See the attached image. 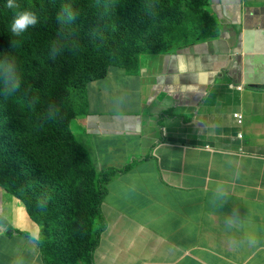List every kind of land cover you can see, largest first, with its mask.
I'll return each instance as SVG.
<instances>
[{"label": "crops", "instance_id": "0c3cea01", "mask_svg": "<svg viewBox=\"0 0 264 264\" xmlns=\"http://www.w3.org/2000/svg\"><path fill=\"white\" fill-rule=\"evenodd\" d=\"M209 1L219 39L111 69L72 125L99 167L125 170L105 184L95 264H264V0ZM0 216V264H47L1 187Z\"/></svg>", "mask_w": 264, "mask_h": 264}, {"label": "trees", "instance_id": "16d2710c", "mask_svg": "<svg viewBox=\"0 0 264 264\" xmlns=\"http://www.w3.org/2000/svg\"><path fill=\"white\" fill-rule=\"evenodd\" d=\"M15 3L9 9L0 0V73L4 67L20 82L10 94L0 87V187L42 228L37 243L47 264H95L107 227L103 185L125 170L103 175L72 131L87 112L91 83L112 68L138 72L143 55L217 40L221 29L208 0ZM30 9L37 25L15 35V13Z\"/></svg>", "mask_w": 264, "mask_h": 264}, {"label": "clouds", "instance_id": "9594fccd", "mask_svg": "<svg viewBox=\"0 0 264 264\" xmlns=\"http://www.w3.org/2000/svg\"><path fill=\"white\" fill-rule=\"evenodd\" d=\"M6 7L9 9H14V8H18L19 5H17L15 3V0H7V4ZM69 19H72L71 16H69ZM39 21L38 16L35 14V12L33 10L30 9L29 10H23V11H18L15 13L12 23L10 25V30L12 33H14L15 35H21L24 32H26L29 27H34L37 25ZM3 72L0 73V87L2 88L3 91H5L6 93H12L15 92L19 89L20 86V82L18 78H15L14 80H10L7 76H6V69L3 67ZM124 70V69H123ZM108 77V76H107ZM102 80V79H101ZM100 81V80H98ZM96 82V81H95ZM92 85V83H91ZM90 85V86H91ZM90 88V87H89ZM238 90L243 89V86H238L237 87ZM88 95H89V91H88ZM88 106H90L89 103V98H88ZM87 112H88V108H87ZM86 112V114H87ZM84 115V114H83ZM235 116V115H234ZM80 117V116H79ZM78 117V118H79ZM236 118V117H235ZM237 119V118H236ZM238 120V119H237ZM75 122V121H74ZM73 122V123H74ZM239 122V121H238ZM243 123V122H242ZM240 123V124H242ZM73 125V124H72ZM73 131V130H72ZM74 133V132H73ZM78 140V139H77ZM79 141V140H78ZM20 200V199H19ZM24 204V203H23ZM103 206V205H102ZM26 207V206H25ZM27 209V208H26ZM28 211V210H27ZM29 213V212H28ZM30 215V214H29ZM104 234V233H103ZM37 241V240H36Z\"/></svg>", "mask_w": 264, "mask_h": 264}, {"label": "rangeland", "instance_id": "374dc122", "mask_svg": "<svg viewBox=\"0 0 264 264\" xmlns=\"http://www.w3.org/2000/svg\"><path fill=\"white\" fill-rule=\"evenodd\" d=\"M209 1V0H208ZM209 3H210V1H209ZM186 49V48H185ZM180 50H183V49H180ZM172 53H177L176 51L175 52H172ZM144 56V55H143ZM113 69V68H112ZM130 101H131V104L132 105H134V107L135 108H138L139 107V98H138V95H136V94H134L133 93V95H131V97H130ZM111 107L112 108H114V110H117V108L119 107V105H118V103H114V104H111ZM88 108H90V106L88 107ZM92 109L94 110V111H99V112H101V99L100 100H96V101H94L93 102V104H92ZM75 133V132H74ZM76 136V135H75ZM79 140V139H78ZM80 141V140H79ZM95 162L97 163H99V160L98 159H96L95 158ZM98 163H97V165H98ZM100 164V163H99ZM98 167H99V165H98ZM99 171H104V169H103V167L101 168V167H99Z\"/></svg>", "mask_w": 264, "mask_h": 264}, {"label": "bare ground", "instance_id": "6f19581e", "mask_svg": "<svg viewBox=\"0 0 264 264\" xmlns=\"http://www.w3.org/2000/svg\"><path fill=\"white\" fill-rule=\"evenodd\" d=\"M213 42V41H212ZM212 42H209V43H212ZM203 44H206V43H203ZM197 45H202V44H197ZM187 49V48H186ZM184 50V49H183ZM179 51H182V50H178L177 52H179ZM115 69H119V68H115ZM202 101V100H201ZM201 103V102H200ZM104 170H105V172H104V174L103 175H106V174H109V173H111V172H109L108 170H110V168H103ZM104 186V189H105V191H107V189H106V187H105V185H103Z\"/></svg>", "mask_w": 264, "mask_h": 264}, {"label": "built area", "instance_id": "2783aa9c", "mask_svg": "<svg viewBox=\"0 0 264 264\" xmlns=\"http://www.w3.org/2000/svg\"><path fill=\"white\" fill-rule=\"evenodd\" d=\"M235 117L238 119L239 123H242L243 122V115L242 114L236 113L235 114Z\"/></svg>", "mask_w": 264, "mask_h": 264}, {"label": "water", "instance_id": "95a60500", "mask_svg": "<svg viewBox=\"0 0 264 264\" xmlns=\"http://www.w3.org/2000/svg\"><path fill=\"white\" fill-rule=\"evenodd\" d=\"M220 78H224V75L223 74H219L218 75Z\"/></svg>", "mask_w": 264, "mask_h": 264}]
</instances>
